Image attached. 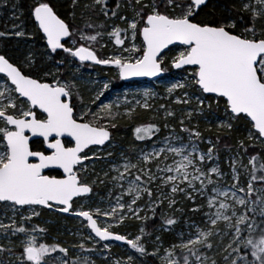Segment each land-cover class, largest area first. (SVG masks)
Returning <instances> with one entry per match:
<instances>
[{
    "label": "snow or ice",
    "instance_id": "snow-or-ice-1",
    "mask_svg": "<svg viewBox=\"0 0 264 264\" xmlns=\"http://www.w3.org/2000/svg\"><path fill=\"white\" fill-rule=\"evenodd\" d=\"M19 8L13 4V20ZM69 15L73 23L49 0H31L28 19L43 34L45 52L29 49L19 58L0 52V264H97L81 253H95L103 264H264V0H117L115 7L109 0H70ZM8 36L32 39L15 23L0 31ZM108 43L114 50L103 58L97 49ZM86 62L112 65L120 79L180 73L166 88L175 99L131 128L133 141L115 160L107 149L119 119L152 110L155 94L145 89L135 105L98 103L105 82L86 99L80 86ZM171 104L184 106L179 119ZM201 116L210 125L218 121L215 142L192 124ZM241 123L244 134L225 172L221 133ZM32 137L41 138L35 148ZM85 162L95 179L82 178ZM96 162L109 171L101 176ZM97 185H111L106 203L91 200ZM177 196L206 201L190 209L202 213L204 227L188 224L187 235L165 246L155 233L172 232L177 219L162 214L157 228L155 217L165 204L183 211ZM81 199L89 202L75 207ZM46 211L79 218V241L65 246L52 238L40 221ZM128 221L136 230L119 231ZM107 241L132 251L115 255Z\"/></svg>",
    "mask_w": 264,
    "mask_h": 264
},
{
    "label": "rangeland",
    "instance_id": "rangeland-1",
    "mask_svg": "<svg viewBox=\"0 0 264 264\" xmlns=\"http://www.w3.org/2000/svg\"><path fill=\"white\" fill-rule=\"evenodd\" d=\"M8 0V3L9 4ZM84 0H81V3H83ZM114 3H109L110 7H115L116 1H113ZM6 4V5H7ZM13 2L11 3V6L13 7ZM111 4V5H110ZM5 6V5H2ZM5 15L4 23H1V18H0V25L2 24V31H11L13 24H22L19 20H13L12 16L14 13V9L11 13L10 16H8L7 11H3ZM16 14H18L16 10ZM103 17L100 18L101 21H103ZM120 23V21L115 20V21H108V23ZM3 39V41H13V46H7V49L10 50L12 48L14 51L18 50V47L16 46L17 43L20 45L19 48H23L24 52L26 53L29 49L33 50V41L32 39L27 40V39H18L13 36H8V37H0V41ZM9 39V40H8ZM43 47V46H42ZM40 47V48H42ZM45 48L43 50V53L45 52ZM98 53L101 57L107 58L108 56L112 55L114 46L111 43H108L106 47L104 48H99L98 47ZM170 55L173 53H169ZM89 66L87 67H82L80 69V73L83 74V80L80 82L81 89L84 93L85 98L87 99L90 95H94L95 92L92 91L93 89L99 90L103 88V84L107 82L109 84V88L106 90L105 95L101 97V101H98V103L103 102V103H112V102H119L122 105L123 104H132L135 105V101L137 99L142 98V93L145 89L150 90L153 92L155 95L151 99L150 103L153 104V109L150 111H146L143 109H138L137 112H140L144 114L143 116H146L145 119L141 120L142 122H148L155 116V109L161 104H169L170 101L175 99V95L172 97H168V94L166 92V88L170 86L171 83L175 82L176 79L179 78L180 73L177 70H173L171 73H166L163 74L162 77L154 80V81H133L129 83H119V75H118V69H116L114 66H102L101 70H96L93 68V65L87 64ZM171 107L176 110L177 113V119H179L181 112L180 109L184 106L182 105H176V104H171ZM121 112L123 113V107L121 108ZM136 112V113H137ZM141 114V115H142ZM163 113H161V116ZM217 117L222 118L223 117V112H217ZM123 118H128L126 116L122 117ZM119 119V120H121ZM218 121H214L211 125L208 123V119L205 117H197L192 120V124H199L200 131L203 133L205 140L208 138H212V136L217 135V128L215 127V123ZM176 121H170V124H174ZM211 127V131H208V129ZM240 129L242 134L244 127H238L237 130ZM119 131V130H118ZM177 131H178V126H177ZM116 134V129L113 130ZM130 135L131 139H133L132 132L130 129ZM161 136L163 135H168V130H162V132L159 134ZM240 135V134H239ZM130 140V139H129ZM238 140V139H237ZM132 143V140L130 142L125 141V144L127 145L126 147L123 145H120L117 140L113 139L112 140V145L114 147H109L107 151H114L116 153V157H112L111 159H116L122 149H127L129 144ZM139 143V142H138ZM237 144V141H236ZM201 149L206 151L208 145L207 144H201L200 145ZM228 149H220L219 147V163L223 171L225 172H230V169L228 167V158L232 155L235 154L236 152V145L231 149V151ZM258 151H260L259 146L256 148ZM91 155V153H90ZM89 173L87 176H83L82 178H87L88 180L95 179V177L92 175V165L89 162ZM212 162H209L211 165ZM244 163H247V158H245ZM109 165L107 163L103 162H96L95 164V171L99 173L101 176L103 175L104 171H109ZM115 175V173H112ZM96 187V188H95ZM94 187L93 194H91V200L92 201H99L100 198H104L105 203L107 202L108 199H110L108 193L111 185H97ZM178 203L176 205V208L182 209L183 211H177L173 213L172 210H170L167 207V204H165L162 208L157 210V213L159 215L160 221L157 223V228L159 227V224L161 222V215L162 214H167L169 216L173 215L177 219V224L173 226V231L172 232H156L155 234L161 235V239L164 242L165 246H168L170 242L176 239V237L179 236L181 232H184L185 235H187L189 229L187 227L188 224H191L193 222H196L199 224L200 227H204V225L201 223L202 221V213L201 214H193L190 209L193 207H196L197 204L200 203H205L206 201L201 200L199 197L197 198L196 204H193L192 201H186L184 200L181 196L176 197ZM89 201H84L83 199L79 200L76 204L75 207H79L80 203H88ZM141 206H143L141 202ZM207 210V209H205ZM149 216H151V213H148ZM64 217V218H63ZM34 222L39 223L40 221H47L48 226L51 228V236L54 239H57L61 241L65 246L70 245L72 243H76L79 241V236L77 235V231L80 227V221L79 218H75L72 216H66L63 214H55L52 212H45L43 216L40 218V221H37L36 218H33ZM132 221H128L127 225L124 228L118 229L121 232H134L136 229L133 228ZM85 234H87V229L82 230ZM194 231V229H193ZM155 237L153 236L152 239ZM102 243H109V242H102ZM109 244L112 245V253L115 255H123L126 252L132 251L131 249H128L126 245H120L118 243L110 242ZM87 247H92V244L86 243ZM99 247V245L97 246ZM151 251V248H149ZM81 255H90L91 259L96 260L97 264H103L102 257L95 254V253H81ZM149 264H151V261H149Z\"/></svg>",
    "mask_w": 264,
    "mask_h": 264
},
{
    "label": "trees",
    "instance_id": "trees-1",
    "mask_svg": "<svg viewBox=\"0 0 264 264\" xmlns=\"http://www.w3.org/2000/svg\"><path fill=\"white\" fill-rule=\"evenodd\" d=\"M113 1H116V0H109V3L112 4V3H114ZM12 2L14 4L19 3L20 8L17 10V12L19 15L22 13V15H20L19 21L22 23V26L24 27V29L27 32H29L30 34H32V41L34 43L33 44V51L36 52L38 56H40L41 54H43L44 48L46 49V44L44 43V40L42 39L41 33L36 32L34 25H33V22L28 19V8H29V5L31 3V0H10L9 4H7L5 6L0 5V18L2 19L1 23L2 24L4 23L5 17L7 16L3 13V11H7L8 16L11 15V13L13 11V7L11 6ZM49 2L53 6L54 10L57 11V13L61 16V18L65 19L66 22H68V23H73L72 18L69 15L70 0H49ZM217 2L223 4V3H226L227 0H217ZM75 23L77 25L80 24L79 9L77 10V19H76ZM2 24L0 25V31H2ZM7 46H13V41H8V42L5 41L4 42L2 39L0 41V52H4L13 58H19L25 54L24 49L19 48L20 45L18 43L16 45L18 47L17 51H14L12 48H10V50H9V49H7ZM40 47H42V48H40ZM93 68L96 70H101V67H98V66H93ZM64 70H66V68L62 69V71H64ZM119 83L122 84L123 82L119 81ZM141 114L142 113L137 112L134 114V117L131 119L130 118H126V119L123 118V119L119 120L118 121L119 127L116 129V132H118V134L113 132V139L117 140V142H119L120 145H123L125 147L127 146L125 144V141H127V140H128V142H130V140L133 141V139H131L130 129L132 127L136 126L137 124H139L140 122H142L141 120L146 118V116H143L144 114H142V115ZM238 127H244L243 123L238 125ZM242 135L243 134H242L240 129L232 132L231 134L221 133V141L219 144L220 149L221 150L222 149L223 150L228 149V148L233 149V147L236 145L237 139L241 138ZM212 138H213V141L215 142L216 136H212ZM32 146L35 148V147H37V144H33ZM255 151L259 152L258 149H256ZM155 220H156V226H157V223L160 221L158 213L155 217ZM149 224H150L149 230L151 231L152 230L151 221H149Z\"/></svg>",
    "mask_w": 264,
    "mask_h": 264
},
{
    "label": "water",
    "instance_id": "water-1",
    "mask_svg": "<svg viewBox=\"0 0 264 264\" xmlns=\"http://www.w3.org/2000/svg\"><path fill=\"white\" fill-rule=\"evenodd\" d=\"M41 35H43V34L41 33ZM45 44H46V41H45ZM86 63H91V62H86ZM162 76H163V74L161 76H159V77H152V78H149V77H131V78H128V79H120V80H122L125 83H129V82H133V81H154V80H156V79H158V78H160ZM37 111H39V110H37ZM28 135H31V134L29 133ZM40 139L41 138L32 137V141H38ZM63 215L68 216L69 214H63ZM69 216H71V215H69ZM107 242L110 243V242H114V241H107ZM114 243H118L120 245H124L122 242H114Z\"/></svg>",
    "mask_w": 264,
    "mask_h": 264
},
{
    "label": "flooded vegetation",
    "instance_id": "flooded-vegetation-1",
    "mask_svg": "<svg viewBox=\"0 0 264 264\" xmlns=\"http://www.w3.org/2000/svg\"><path fill=\"white\" fill-rule=\"evenodd\" d=\"M43 40H44V39H43ZM44 43H45V40H44ZM86 64H87V63H86ZM91 65H93V64H91ZM93 66L102 67V66H106V65H93ZM109 66H112V65H109ZM123 83H125V82H123ZM33 144H37L36 141H33ZM53 174H55V173H53Z\"/></svg>",
    "mask_w": 264,
    "mask_h": 264
}]
</instances>
